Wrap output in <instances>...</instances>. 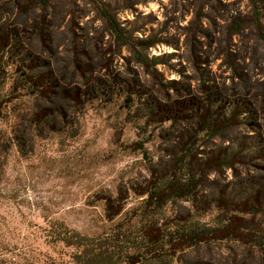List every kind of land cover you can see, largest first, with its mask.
<instances>
[{
    "label": "rangeland",
    "instance_id": "obj_1",
    "mask_svg": "<svg viewBox=\"0 0 264 264\" xmlns=\"http://www.w3.org/2000/svg\"><path fill=\"white\" fill-rule=\"evenodd\" d=\"M7 1L0 0V5ZM49 4L37 12L45 16L41 36L29 29L35 14L21 15L10 11V5L5 13L11 29L18 25L25 31L0 61V264H79L73 260L79 249L57 240L72 231L98 240L115 261L132 252L130 246L137 241L136 214L143 198L128 191L122 212L112 221L105 218L101 198L115 197L119 187L142 183L148 175L143 151L153 162L165 159L178 133H185L184 123L180 128L169 121L145 126L142 116L147 110L173 101L172 109L179 107L181 112L213 97L214 113L221 108L217 100L224 99L225 107L243 101L252 111L246 113L249 121L239 115L244 123L228 124L225 138L246 143L251 154L262 146L261 138L253 143L251 138L264 126V0H49ZM100 8L132 39L153 43L143 53L154 65L147 70L126 45L115 42ZM25 62H37L44 72L53 70L68 87L78 74L74 62L84 71L86 64H98L104 67L100 72L104 80L110 76L120 83L80 112L69 108L56 131H45L31 121L48 104L24 82ZM131 89L136 93L128 98ZM222 128L215 127L213 138L201 133L198 150L228 144L220 141ZM255 159L254 166L264 170V162ZM226 176L222 180L210 175V181L222 185L234 180L230 171ZM181 205L191 207L189 202ZM165 214L185 216L175 205H168ZM215 214L211 209L196 219L211 225ZM91 256L84 254L82 259L86 262ZM171 264L264 261L255 250L225 240L177 253Z\"/></svg>",
    "mask_w": 264,
    "mask_h": 264
},
{
    "label": "trees",
    "instance_id": "obj_2",
    "mask_svg": "<svg viewBox=\"0 0 264 264\" xmlns=\"http://www.w3.org/2000/svg\"><path fill=\"white\" fill-rule=\"evenodd\" d=\"M49 6V0H8L3 6L0 5V61L19 43L22 32L25 31L18 25L11 29L7 25L5 13L16 10L21 15L35 14L31 18L29 29L32 34L41 36L44 32L45 16L37 12L45 11ZM99 11L115 42L121 46L126 45L137 63L147 70L156 63L150 62L143 53V50L153 46L150 40L132 39L108 11L103 8ZM253 19L258 22L256 11H253ZM32 63L33 65L31 62L26 63L28 68L25 66L24 82L33 89L36 98L48 105L42 106L34 113L31 121L35 126L42 125L45 131H56L68 117L69 108L80 112L87 102L108 95L110 89L120 83L110 79V76L109 80H104L100 76L104 67H99L98 64H86L87 69L84 71L83 65L74 62V69L78 70V74L72 83L73 86L68 87L58 80L53 70L44 72L41 70L42 65ZM135 93L136 91L131 89L127 91V97ZM217 101L221 108H216L214 113L210 107L214 105L215 100L209 97L192 105L196 109L184 108L180 112L177 107L178 110L175 111L172 106L176 103L166 101L143 114L145 126L169 121L171 125L180 128V123H184L182 130L185 133H178L177 142L168 148L165 159L153 162L143 151L148 175L142 183L131 184L128 189L119 187L115 197L108 195L101 198L104 202L105 218L109 221L122 212L128 191L143 198L136 214L139 225L137 241L132 242L130 246L132 252L114 261L105 245L100 244L98 240L75 231L63 233L57 240L79 249L78 254L73 256L76 263L171 264L177 253L225 240L232 241L247 251L255 250L257 257L264 261V170L254 166L255 157L264 162V126H261L258 135L251 138V143L254 138H261L262 146L253 152L254 154L247 152L246 143L226 140L225 134L230 131L228 124L231 122L247 123L249 117L246 116L252 112L251 109L245 108L243 101L236 100L226 107L224 99ZM236 109H240V113H235ZM186 111L192 112L191 117H178ZM242 113L244 122L239 120ZM219 124L223 126L221 134H218L220 141H228V144L200 152L197 139L201 133L209 134V137L213 138L217 135L215 127ZM2 147L4 156L8 146ZM139 148L143 149L141 145ZM227 171H230L234 180L222 185L217 180L210 181V175L222 177L224 180ZM181 202H189L191 207L187 210ZM168 205L177 206L184 211L185 216L177 214L172 218L171 215H166ZM211 209L216 211L213 224L202 223L196 219ZM168 219L172 220L171 224L165 226L164 222ZM84 254L92 256L84 262Z\"/></svg>",
    "mask_w": 264,
    "mask_h": 264
}]
</instances>
